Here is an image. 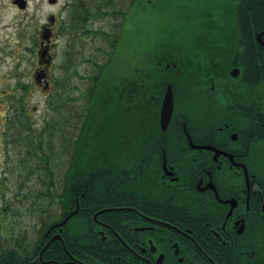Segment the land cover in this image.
Here are the masks:
<instances>
[{
    "label": "flooded vegetation",
    "instance_id": "obj_1",
    "mask_svg": "<svg viewBox=\"0 0 264 264\" xmlns=\"http://www.w3.org/2000/svg\"><path fill=\"white\" fill-rule=\"evenodd\" d=\"M73 1L65 19L50 13L38 36H29L36 63L27 81L23 74L16 80L17 118L4 120L0 264H264V0L211 1L189 37L156 50L150 62L170 60L156 61L154 77L151 63L138 67L128 49L126 95L116 96L125 101L123 125L116 115L115 125L102 129L110 137L91 143L95 158L82 160L92 173L71 185V108L81 112L92 72L84 89L71 84L83 76L77 54L104 39L105 47L95 48V55L105 51L102 62L79 55L98 69L93 61L108 60L112 42L121 50L133 6L102 29L93 27L100 15L73 14ZM188 50L190 74L177 63ZM168 84L173 111L163 130ZM31 87L51 114L35 121L36 132L56 139L51 146L26 127L37 112L23 101ZM19 119L24 127L13 133Z\"/></svg>",
    "mask_w": 264,
    "mask_h": 264
},
{
    "label": "rangeland",
    "instance_id": "obj_2",
    "mask_svg": "<svg viewBox=\"0 0 264 264\" xmlns=\"http://www.w3.org/2000/svg\"><path fill=\"white\" fill-rule=\"evenodd\" d=\"M70 1L57 0L56 4H53L48 0H29L28 8L22 9L12 0H0V145L3 142L4 120L8 115H12L13 106L19 104L21 92L17 89L16 80L23 74L24 80L27 81V74L36 63L35 51L28 50L32 44L29 36L33 38L38 36L39 26L46 21L50 13L65 19V4ZM211 1L214 0H135L128 15V23L125 25L128 28V36L125 37L122 49L115 51L105 74L115 73L116 75L124 66L126 67L128 49L131 53L133 52L134 62L138 67H148L150 59L157 54L156 50L163 44L173 45L181 35L189 37L197 28L200 13L211 9ZM110 23V17H101L93 23V27L105 29ZM65 40V37H60L61 50ZM86 41L89 40L86 39ZM93 45L95 46L91 48ZM99 45L105 47L104 39H101L100 44L86 42V52L77 54V69L80 72L78 73L83 76L81 79L74 78L71 84L76 82L78 84L76 86L82 89L89 84V80L84 75L93 70V65L87 61L81 62L79 57L100 59L99 61L102 62L107 56L103 57V53L95 55V48ZM144 57L146 63H143ZM70 74H73V71ZM114 81L116 82V79ZM77 92V89L71 88L70 96L77 95ZM44 99L41 92L32 87L23 96L28 109L32 106L37 107V112L30 117L34 118L32 129L35 132L40 126V122L35 123L36 119L51 117ZM83 101H78L77 105H81ZM95 153L96 151L91 153L88 160L94 159Z\"/></svg>",
    "mask_w": 264,
    "mask_h": 264
},
{
    "label": "trees",
    "instance_id": "obj_3",
    "mask_svg": "<svg viewBox=\"0 0 264 264\" xmlns=\"http://www.w3.org/2000/svg\"><path fill=\"white\" fill-rule=\"evenodd\" d=\"M134 3L135 0H74L73 4L75 7H78V9L74 10L72 13L77 16H82L84 14L85 16L100 15L101 17H110V21L112 22L121 14H125L126 11H124V9H128V7L134 5ZM121 31L122 29L119 30V35L121 34ZM103 34H106L105 30H103ZM111 46V57L108 60L104 61L102 64L95 63V61H93L94 65H98L100 67L98 69L93 67L91 72V83L85 90V103L83 104L81 112L75 107L71 108V185L77 181L76 178L79 175L83 173H92V171L88 169L89 167H85L84 164H82V160L85 157L88 158L91 153L95 152L96 147L94 145H90L91 143L94 144L101 141V138H103L102 140H105V138L110 137V135L101 134V132H103L102 129L105 127H110L111 125H115L114 118L116 115L119 116L120 126L123 125L121 124V120L125 119V114H123V111H125V101H121L116 96L119 93H122L124 96L126 95V75L125 72H123L126 70V67L124 66V68L116 75L115 73L110 75L105 74L106 68L110 66V62L113 55L115 54V51L119 49V46L117 47V45L113 42L111 43ZM103 54H105L104 50ZM170 55L171 54L168 56ZM207 55L208 54L203 55L204 61H207ZM169 60V58L157 57L154 61H151L149 68L150 77H154L157 71L160 70V67H158L156 61H160V63L163 65L164 62H168ZM180 61L184 65V71L190 74V65L193 61L191 51H184L181 58H178L177 63L180 64ZM67 68L68 67L66 66L65 69ZM204 69L206 68L204 67ZM62 76L63 75H61V77ZM114 79H116V82ZM121 79L123 83L121 82ZM167 80L172 82L175 86V78H167ZM183 86L186 91L184 90L182 94L185 95L186 92L189 94V84H184ZM62 100L63 95L61 93L60 104H62ZM183 109L185 110L186 107H183ZM17 110L18 109L14 105L12 117L18 116L16 112ZM20 122V119L15 122L13 120L11 122L13 133L16 131L18 132L19 127H24ZM49 126L50 123L47 122L46 127L49 128ZM26 127L30 130L32 129L30 126ZM43 132H46V130ZM43 132H36L38 133L37 141L39 143L46 141L49 146L53 145V141H56V139L52 136H46L44 138ZM47 132V134H51L50 129H48ZM59 141L62 145L63 138H60ZM70 200V206L72 208L75 205V201L73 197H71Z\"/></svg>",
    "mask_w": 264,
    "mask_h": 264
},
{
    "label": "water",
    "instance_id": "obj_4",
    "mask_svg": "<svg viewBox=\"0 0 264 264\" xmlns=\"http://www.w3.org/2000/svg\"><path fill=\"white\" fill-rule=\"evenodd\" d=\"M48 1L50 3H54L56 0H48ZM14 3H16L20 8H24L26 5V0H14ZM235 71H237V69H234L232 73H234ZM172 111H173V93H172L171 84H168L165 93L163 95L162 105L160 109V116H161L160 124L163 130L168 125V122L172 115Z\"/></svg>",
    "mask_w": 264,
    "mask_h": 264
}]
</instances>
